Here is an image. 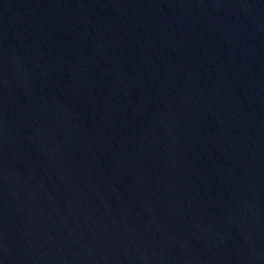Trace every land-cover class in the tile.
Wrapping results in <instances>:
<instances>
[{"label":"water","instance_id":"water-1","mask_svg":"<svg viewBox=\"0 0 264 264\" xmlns=\"http://www.w3.org/2000/svg\"><path fill=\"white\" fill-rule=\"evenodd\" d=\"M0 264H264V0H0Z\"/></svg>","mask_w":264,"mask_h":264}]
</instances>
